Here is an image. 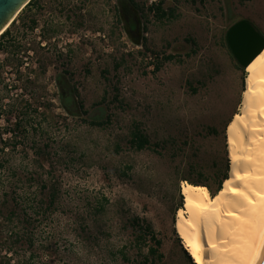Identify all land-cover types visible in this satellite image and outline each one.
Instances as JSON below:
<instances>
[{"label":"rangeland","instance_id":"374dc122","mask_svg":"<svg viewBox=\"0 0 264 264\" xmlns=\"http://www.w3.org/2000/svg\"><path fill=\"white\" fill-rule=\"evenodd\" d=\"M244 19L264 36V0H36L19 13L0 39V264H196L176 230L182 185L230 178L247 69L226 34ZM52 190L54 207L35 208Z\"/></svg>","mask_w":264,"mask_h":264},{"label":"bare ground","instance_id":"6f19581e","mask_svg":"<svg viewBox=\"0 0 264 264\" xmlns=\"http://www.w3.org/2000/svg\"><path fill=\"white\" fill-rule=\"evenodd\" d=\"M246 69L227 131L229 180L214 198L205 187L182 185L176 230L196 264H257L264 246V50Z\"/></svg>","mask_w":264,"mask_h":264},{"label":"water","instance_id":"95a60500","mask_svg":"<svg viewBox=\"0 0 264 264\" xmlns=\"http://www.w3.org/2000/svg\"><path fill=\"white\" fill-rule=\"evenodd\" d=\"M32 0H0V36L16 20ZM226 43L237 63L244 69L264 50V36L248 20L233 24L226 34ZM257 264H264V246Z\"/></svg>","mask_w":264,"mask_h":264},{"label":"trees","instance_id":"16d2710c","mask_svg":"<svg viewBox=\"0 0 264 264\" xmlns=\"http://www.w3.org/2000/svg\"><path fill=\"white\" fill-rule=\"evenodd\" d=\"M36 0H32L27 7H31L32 5H34ZM243 1H250V0H243ZM157 11L159 12V14L161 13L162 16H165V12L164 10L162 9V7L160 5L157 6ZM12 32L10 29H8L1 37L0 39L1 40H7L10 38ZM12 37V36H11ZM170 59H172V57H170ZM66 78L62 75H59L57 77V85L59 87V90H60V95H59V99H60V102H61V106L62 108L64 109V111L69 115V116H72V117H77L79 116L78 115V112H83L84 110V106L82 103H79L78 100H77V94L76 92H72L70 90L67 89V87H65V80ZM36 111V110H35ZM84 113L87 114L86 111H84ZM87 123L92 126V127H98V128H103L106 126V124L108 123V121L106 122V120L104 119H96V118H93L91 119L90 121H87ZM20 125L21 123L20 122H17L16 123V129L17 128H20ZM3 141H6V139H2L0 138V145L3 143ZM133 142L134 144L136 145V147L139 149V150H143L145 149L148 145H149V141L148 139L144 136V134H142L141 132H138L135 136H134V139H133ZM229 180V177L228 175H224V177L222 178V180L219 181L218 183V186L215 190V192H212L211 189L208 187V186H205V188L207 187L211 193V196L212 198L216 197L220 192L221 190L223 189L224 187V184ZM189 184L195 186V187H199L198 184L196 183H192L190 182ZM44 189H45V186H44ZM23 195V194H22ZM18 195L16 196L19 197L18 199H22L24 198V195ZM30 197L31 195L28 194ZM33 197L31 198L33 202H36L35 203V208H37L38 206V210H42L44 213H46L45 211H47L48 209L51 210V208L54 207L55 205V202H56V197H57V194H56V190H52L48 196L47 199H43L42 200L39 198L40 195L39 194H32ZM18 199H16V203L18 202ZM20 201V200H19ZM41 204H40V203ZM17 206H19V204L17 203L16 204ZM40 205V206H39ZM31 207V205H30ZM41 212V213H43ZM138 223V222H137ZM138 231L139 233H141V235H144L146 233L147 234H150L152 235V238L156 241V244L158 246L161 245V242L159 240L156 239V237L153 235L154 232L152 230V228L150 226H147L146 229H144L142 226H138ZM12 233V232H11ZM138 233V234H139ZM31 243H32V240H31ZM151 252L154 254V253H157V251H154V249H151Z\"/></svg>","mask_w":264,"mask_h":264}]
</instances>
